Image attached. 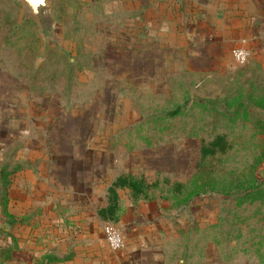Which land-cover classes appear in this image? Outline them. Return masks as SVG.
<instances>
[{
	"label": "rangeland",
	"instance_id": "obj_1",
	"mask_svg": "<svg viewBox=\"0 0 264 264\" xmlns=\"http://www.w3.org/2000/svg\"><path fill=\"white\" fill-rule=\"evenodd\" d=\"M127 17L48 0L38 18L23 0H0V78L47 91L49 112L63 111L65 147H94L97 167L122 159L153 170L166 206L145 241L159 249L137 261L104 241L111 264H264V54L246 37L182 54ZM235 47L249 50L245 63ZM9 256L0 251V264Z\"/></svg>",
	"mask_w": 264,
	"mask_h": 264
},
{
	"label": "crops",
	"instance_id": "obj_2",
	"mask_svg": "<svg viewBox=\"0 0 264 264\" xmlns=\"http://www.w3.org/2000/svg\"><path fill=\"white\" fill-rule=\"evenodd\" d=\"M77 1L118 20L134 11L147 39L178 43L182 54L196 43L205 53L219 51L242 37L253 56L264 54V0ZM38 90L0 78V180L6 181L0 198L7 204L0 251L10 253L8 264H111L103 238L107 221L122 231L123 257L142 261L157 252L145 237L155 231L156 208L166 201L153 193V170L129 168L122 159L97 167L94 147H65L63 111L49 112L48 93Z\"/></svg>",
	"mask_w": 264,
	"mask_h": 264
},
{
	"label": "built area",
	"instance_id": "obj_3",
	"mask_svg": "<svg viewBox=\"0 0 264 264\" xmlns=\"http://www.w3.org/2000/svg\"><path fill=\"white\" fill-rule=\"evenodd\" d=\"M231 54L239 64L245 63L250 56L249 50L244 47L233 48ZM103 238L108 248L114 252L124 247V238L121 229L110 221L105 222L103 225Z\"/></svg>",
	"mask_w": 264,
	"mask_h": 264
},
{
	"label": "water",
	"instance_id": "obj_4",
	"mask_svg": "<svg viewBox=\"0 0 264 264\" xmlns=\"http://www.w3.org/2000/svg\"><path fill=\"white\" fill-rule=\"evenodd\" d=\"M26 9L33 13L36 17L40 18L41 13L45 12L48 0H23Z\"/></svg>",
	"mask_w": 264,
	"mask_h": 264
}]
</instances>
